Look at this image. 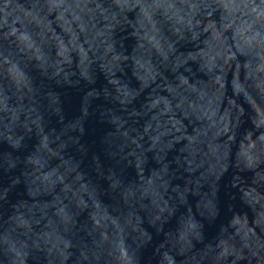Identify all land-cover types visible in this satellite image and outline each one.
I'll list each match as a JSON object with an SVG mask.
<instances>
[{"label":"clouds","instance_id":"1","mask_svg":"<svg viewBox=\"0 0 264 264\" xmlns=\"http://www.w3.org/2000/svg\"><path fill=\"white\" fill-rule=\"evenodd\" d=\"M0 264H264V0H0Z\"/></svg>","mask_w":264,"mask_h":264}]
</instances>
